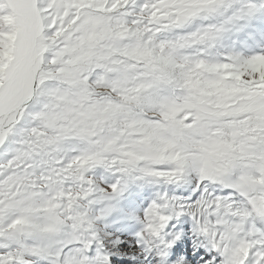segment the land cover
Masks as SVG:
<instances>
[{"label":"snow or ice","instance_id":"obj_1","mask_svg":"<svg viewBox=\"0 0 264 264\" xmlns=\"http://www.w3.org/2000/svg\"><path fill=\"white\" fill-rule=\"evenodd\" d=\"M0 264H264V0H0Z\"/></svg>","mask_w":264,"mask_h":264}]
</instances>
